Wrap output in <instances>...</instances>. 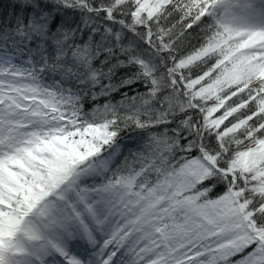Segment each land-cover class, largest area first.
I'll use <instances>...</instances> for the list:
<instances>
[{"label": "snow or ice", "instance_id": "snow-or-ice-1", "mask_svg": "<svg viewBox=\"0 0 264 264\" xmlns=\"http://www.w3.org/2000/svg\"><path fill=\"white\" fill-rule=\"evenodd\" d=\"M0 264H264V0H0Z\"/></svg>", "mask_w": 264, "mask_h": 264}, {"label": "trees", "instance_id": "trees-1", "mask_svg": "<svg viewBox=\"0 0 264 264\" xmlns=\"http://www.w3.org/2000/svg\"><path fill=\"white\" fill-rule=\"evenodd\" d=\"M5 2H6V0H5ZM124 142H128L127 136L124 137Z\"/></svg>", "mask_w": 264, "mask_h": 264}]
</instances>
